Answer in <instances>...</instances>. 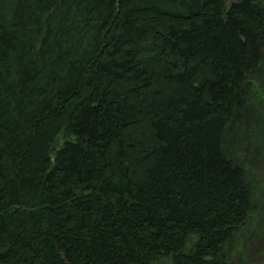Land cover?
<instances>
[{"label":"trees","instance_id":"1","mask_svg":"<svg viewBox=\"0 0 264 264\" xmlns=\"http://www.w3.org/2000/svg\"><path fill=\"white\" fill-rule=\"evenodd\" d=\"M260 159L264 0H0V264H235Z\"/></svg>","mask_w":264,"mask_h":264},{"label":"rangeland","instance_id":"2","mask_svg":"<svg viewBox=\"0 0 264 264\" xmlns=\"http://www.w3.org/2000/svg\"><path fill=\"white\" fill-rule=\"evenodd\" d=\"M254 173L259 181L264 179V159H260L254 166ZM229 259L235 264H241L242 262L262 264L264 262V233L252 236L239 253L231 251Z\"/></svg>","mask_w":264,"mask_h":264}]
</instances>
